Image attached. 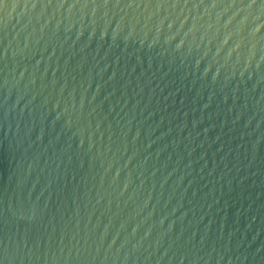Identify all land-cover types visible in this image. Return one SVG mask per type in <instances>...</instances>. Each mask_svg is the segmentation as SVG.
Here are the masks:
<instances>
[{"label":"water","instance_id":"95a60500","mask_svg":"<svg viewBox=\"0 0 264 264\" xmlns=\"http://www.w3.org/2000/svg\"><path fill=\"white\" fill-rule=\"evenodd\" d=\"M0 264H264V0H0Z\"/></svg>","mask_w":264,"mask_h":264}]
</instances>
